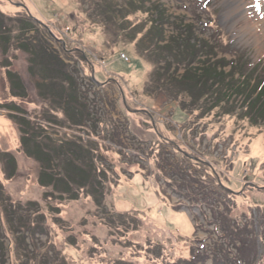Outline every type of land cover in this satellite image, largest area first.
<instances>
[{"label":"rangeland","instance_id":"rangeland-1","mask_svg":"<svg viewBox=\"0 0 264 264\" xmlns=\"http://www.w3.org/2000/svg\"><path fill=\"white\" fill-rule=\"evenodd\" d=\"M63 1L0 0L8 36L0 40V184L4 202H37L46 215L50 235L39 238L41 252L51 242L68 264H238L234 253L242 264H258L264 157L250 155L255 140H264V119L255 125L240 110L211 111L212 103L192 102L176 82L185 72L178 44L189 39L190 48L213 46V61L222 60L227 73L240 69L244 54L264 70L257 32L247 26L264 21V0H240L238 11L236 0ZM161 13L164 45L176 54L141 42ZM9 71L21 78L26 99L12 98ZM11 102L19 113L6 107ZM22 129L49 147L87 143L106 171L102 202L85 193L46 200L52 189L40 185L42 166L22 149ZM6 153L17 161L11 180L1 160ZM6 236L14 241L8 230ZM14 248L6 264L11 255L19 264Z\"/></svg>","mask_w":264,"mask_h":264},{"label":"trees","instance_id":"trees-1","mask_svg":"<svg viewBox=\"0 0 264 264\" xmlns=\"http://www.w3.org/2000/svg\"><path fill=\"white\" fill-rule=\"evenodd\" d=\"M57 2L61 6L65 4L63 0H57ZM5 17L6 16L0 12V40L2 42L8 38L5 34L6 27L5 21L3 20ZM165 17L166 15L161 13L159 17L160 20H154L151 23L150 30L148 33L146 32L147 34L145 33L141 42H145L148 39L153 50L163 48L176 54L175 48L169 46L170 43L164 45V43H166L164 27L167 21ZM26 18L30 19V24L33 26L36 20H34L29 13ZM24 22L25 21H20L22 24H25ZM25 26L30 27V25ZM192 41L193 39L183 40L181 44H178V51L180 53L177 58L180 59L181 64L185 66L184 74L177 79V84L175 83L181 92L187 95L192 102L204 104L212 103L211 111H226L225 115L230 116L236 113L237 110H240L245 113L251 123L259 125L263 122V63L252 64L248 62L249 58L246 57L247 54H244V56L239 58L240 69L233 68L234 70L227 73L225 69L221 67V65H223L222 60L217 63L213 61L214 58H216L213 52V46L210 47L208 44H203L204 47H200V50L195 45H192L193 48H190ZM138 46L142 49L141 45L138 44ZM186 48H188L189 52L185 53L190 56L185 60L184 56H181V54L182 50ZM22 49L29 51L30 46L28 44H22ZM200 55L206 56V59L201 61L202 58L199 57ZM143 56L146 57L145 54H143ZM54 59L59 61L56 58ZM163 62L165 65L167 64V60L161 61L158 59L159 64ZM62 64L64 65L63 62ZM194 64H200V66L194 68ZM230 65L234 67L235 63L232 62ZM169 69H171V66ZM260 69L262 70L260 72L261 75L258 74ZM157 73L159 72L155 74ZM7 75L11 84L12 98L26 99L27 92L19 75L11 71H9ZM239 103H242L244 106L242 105L240 109H237V106L232 109L234 104L238 105ZM6 107L16 114L21 111L17 102H11V104ZM13 118L16 121H20V125H26L25 120L21 119L18 115H13ZM25 130L26 129H22V149L28 157L34 158L42 166L39 177L40 185L43 188L52 189L50 192L48 191L45 193L44 197L46 200L49 201L54 198L61 202L65 199L79 200L82 194L85 193L90 197L92 196L97 205L102 202L101 198L106 186L103 178L106 175V171L102 169L101 166H98L99 160L96 163L95 159L92 157V152L89 151L87 143L82 139L73 141L67 140L66 142L54 141L52 142L54 146L49 147L46 146L38 136L31 135L26 132L28 130ZM1 160L4 163V173L7 180H11L16 176L18 169L16 158L6 153L2 155ZM0 197L2 199L1 208L8 219L7 230L14 237V241L12 239L10 240L6 236L7 230L5 226L0 225V264H6L5 254L8 252V249L11 252L10 248L13 247V244L15 245L13 251H15L16 262L19 264H68L63 252L58 250L55 244L51 242L49 244V250L44 253L41 252L39 238L50 235V229L47 224V217L42 212L37 202H29L27 204L21 202L15 204L7 201L4 202L1 184ZM55 210L57 213L60 211L59 209ZM235 233L236 232H233L232 236ZM5 240L10 241V246L8 248L5 246ZM242 242V245L247 244L246 240ZM11 243H13L12 246ZM249 243H251L250 240ZM47 247L48 244L44 249ZM233 255L232 260L238 264H242L239 254L234 253ZM263 260L264 259L261 257L259 260L257 259L256 263L264 264ZM10 261L12 264V255ZM222 261V258H219L218 262ZM190 264L197 263L190 262Z\"/></svg>","mask_w":264,"mask_h":264},{"label":"bare ground","instance_id":"bare-ground-1","mask_svg":"<svg viewBox=\"0 0 264 264\" xmlns=\"http://www.w3.org/2000/svg\"><path fill=\"white\" fill-rule=\"evenodd\" d=\"M240 3V0H236V8L235 10H240L241 6H238V4ZM248 28L251 29L252 27H254L253 29L256 30L257 35L255 37V41L257 43V46L259 47L260 52L264 53V21L263 22H258L256 23L254 26L250 25L248 23ZM259 32V33H258ZM4 129L5 127L2 126V124L0 125V129ZM252 157H264V140H262L261 138H258L257 140H255L254 145L252 146V150H251V155ZM186 232H189V228H186Z\"/></svg>","mask_w":264,"mask_h":264}]
</instances>
